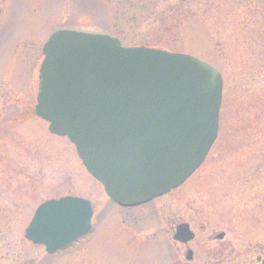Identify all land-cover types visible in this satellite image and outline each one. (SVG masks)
I'll return each instance as SVG.
<instances>
[{"label":"rangeland","instance_id":"1","mask_svg":"<svg viewBox=\"0 0 264 264\" xmlns=\"http://www.w3.org/2000/svg\"><path fill=\"white\" fill-rule=\"evenodd\" d=\"M59 30L190 55L221 73L217 140L177 192L119 207L35 115L43 48ZM67 196L92 203L93 230L47 255L25 230L40 204ZM183 222L196 234L187 251L171 240ZM190 251L195 264L264 258V0H0V264H182Z\"/></svg>","mask_w":264,"mask_h":264},{"label":"water","instance_id":"2","mask_svg":"<svg viewBox=\"0 0 264 264\" xmlns=\"http://www.w3.org/2000/svg\"><path fill=\"white\" fill-rule=\"evenodd\" d=\"M43 54L35 114L69 139L114 202L133 207L162 197L203 164L219 131L223 79L215 67L76 30L54 32ZM92 217L89 200H48L25 238L55 254L90 233ZM193 238L185 224L174 237Z\"/></svg>","mask_w":264,"mask_h":264},{"label":"flooded vegetation","instance_id":"3","mask_svg":"<svg viewBox=\"0 0 264 264\" xmlns=\"http://www.w3.org/2000/svg\"><path fill=\"white\" fill-rule=\"evenodd\" d=\"M207 158H208V156H207ZM207 158H206V160H207ZM205 160V161H206ZM205 163V162H204ZM204 165V164H203ZM202 165V166H203ZM201 166V167H202ZM200 167V168H201ZM200 168L182 185V186H184L187 182H189L190 181V179L192 178V177H194V175L200 170ZM182 186L180 187V188H182ZM180 188H178V189H175V190H172L171 192H169L166 196H168V195H170V194H172L173 192H177ZM188 225L189 226V228H190V230L192 231V229H191V226L188 224V223H179V224H177L176 225V228L174 229V232H173V234H174V236H175V234H176V230H177V227L178 226H180V225ZM193 232V231H192ZM194 233V232H193ZM222 236V238H220ZM224 238H225V233H222L220 236H219V238H217V241L218 242H223V240H224ZM196 239V234L194 233V238L191 240V241H189V242H187V243H180V242H178V241H175L174 239H173V237L171 238V240H172V242H173V246H175V247H180V248H185L186 249V251H187V249H189V244H191L194 240ZM190 250H191V248H190ZM187 256V257H186ZM186 256H184V253H183V259H184V261L182 262V264H185V263H187V261L188 260H186L187 258H188V256H190L191 257V264H195L194 263V259H195V253L193 252V251H190V252H188V255H186ZM262 260H264V258H258L256 261H257V263L256 264H261L262 263Z\"/></svg>","mask_w":264,"mask_h":264}]
</instances>
